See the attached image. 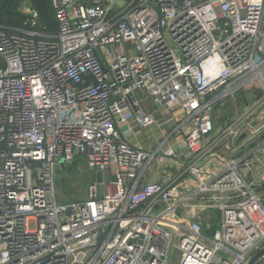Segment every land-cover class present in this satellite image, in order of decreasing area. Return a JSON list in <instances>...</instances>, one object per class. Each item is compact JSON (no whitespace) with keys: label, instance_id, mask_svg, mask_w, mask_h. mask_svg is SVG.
Segmentation results:
<instances>
[{"label":"built area","instance_id":"built-area-1","mask_svg":"<svg viewBox=\"0 0 264 264\" xmlns=\"http://www.w3.org/2000/svg\"><path fill=\"white\" fill-rule=\"evenodd\" d=\"M52 3L55 31L34 7L26 26L0 25V264H251L264 249V159L248 179L252 162L213 157L224 141L264 132L253 125L264 105V0ZM137 89L185 112L179 152L127 140L121 124L157 121L133 100ZM248 89L262 95L216 127L215 107ZM79 155L116 180L61 202L60 161ZM155 160L174 173L142 182ZM213 210L220 224L207 235Z\"/></svg>","mask_w":264,"mask_h":264},{"label":"crops","instance_id":"crops-1","mask_svg":"<svg viewBox=\"0 0 264 264\" xmlns=\"http://www.w3.org/2000/svg\"><path fill=\"white\" fill-rule=\"evenodd\" d=\"M255 90L257 89H248L244 91L252 92L254 94ZM244 91H240L238 93H242ZM138 92H140L138 96H142L141 98L136 97ZM148 98L150 102L146 104L143 103V101L148 100ZM133 100L137 101L138 106L144 111L154 113L157 121L154 125L150 127H132L130 124L127 123L121 124L119 127L125 134L127 140L133 145L141 146L145 149L156 148L160 146L163 142H165V146L168 145L172 147L174 151L179 152L181 150L180 143L183 140V135L181 132H177L175 130L178 123L182 122L185 119V112L183 111L180 116H175V110L177 109L170 108L165 105L156 104L145 89L135 90V92L133 93ZM260 110L259 115L261 116V119H264V108L261 111ZM226 122L221 123L219 126L226 124ZM219 126L216 124V127ZM263 134L264 133L258 135V133L244 132L243 134L234 138L232 141H224L216 149L213 159L228 161L233 158L243 157L244 159L248 160L249 163L252 162V164L248 168H242V171L244 172L246 177L250 179L251 172L254 173L255 170H257L258 172L260 169V164L257 162V160L264 159V153H262L259 148L255 149V146H253V143L256 138L261 137ZM174 170L175 168L173 167V165L168 163H160L155 160L148 164L144 172H142L141 181L149 182L167 180V178L172 176ZM184 182L188 188H193L196 184L195 180L191 177H187ZM212 212L213 214H217L219 210H213ZM219 224L220 212L217 226L211 231H208L206 228L204 229V231L207 233V235H211L209 233L213 234L214 231L219 227ZM207 226L210 227L209 224H207Z\"/></svg>","mask_w":264,"mask_h":264},{"label":"rangeland","instance_id":"rangeland-1","mask_svg":"<svg viewBox=\"0 0 264 264\" xmlns=\"http://www.w3.org/2000/svg\"><path fill=\"white\" fill-rule=\"evenodd\" d=\"M120 2L125 0H119ZM33 7L31 4L25 3L21 6L22 13L28 18L29 14L27 13V8ZM127 48L129 51H131V46L128 44ZM140 92L137 94V98H141L142 96H138ZM262 95L261 89H257L254 91V94L252 92L244 91L242 93H237L231 98H227L224 102L220 103L215 107L214 109V118L216 121V124L219 126L221 123H228L230 122L232 118L239 117L240 114L244 112V110L247 107H250L259 99V97ZM149 97V96H148ZM150 100L143 101V103H149ZM264 108V105L261 106L257 111L258 113L255 116V121L253 122V125L258 127L263 125L264 119H261V116L259 115V110L261 108ZM245 108V109H244ZM262 108V109H263ZM261 109V110H262ZM260 110V111H261ZM175 116H180L183 113L182 109L175 110ZM182 137L184 138L185 132L182 131ZM264 133V132H263ZM264 134L261 137H257L256 140L253 143V146H255V149H258L261 152H264ZM252 146V147H253ZM61 167V166H60ZM58 168V177H57V196L59 201L61 202H71L75 200H83L88 197V190L89 185L93 181L94 173L93 170L88 166L87 160L85 156L79 155L76 157V159L66 166V168ZM257 170H255L256 172ZM182 215V212L179 211ZM217 215V216H216ZM213 218V219H212ZM218 218V219H217ZM212 219V220H211ZM219 221V212L217 214L212 213H206L203 215V224L204 229L206 228L208 231L213 230ZM209 224L210 227L207 226ZM212 234V233H209ZM175 259L171 256V263H173V260Z\"/></svg>","mask_w":264,"mask_h":264},{"label":"trees","instance_id":"trees-1","mask_svg":"<svg viewBox=\"0 0 264 264\" xmlns=\"http://www.w3.org/2000/svg\"><path fill=\"white\" fill-rule=\"evenodd\" d=\"M27 2L39 12L41 22L49 31H55L57 29V21L52 0H0V25L14 27L26 26L28 18H26L20 8L22 4ZM4 64V59L0 55V67ZM68 165L69 164L66 166ZM93 173V181H95L96 173L94 171Z\"/></svg>","mask_w":264,"mask_h":264},{"label":"water","instance_id":"water-1","mask_svg":"<svg viewBox=\"0 0 264 264\" xmlns=\"http://www.w3.org/2000/svg\"><path fill=\"white\" fill-rule=\"evenodd\" d=\"M60 165L62 168L66 167V163L64 162V160H61L60 161ZM96 179L99 181V182H102V181H110V180H116V176L114 175H111L108 171L106 172H97L96 173ZM264 255V249L261 250L259 253H257L251 260H250V263H254L260 256Z\"/></svg>","mask_w":264,"mask_h":264}]
</instances>
